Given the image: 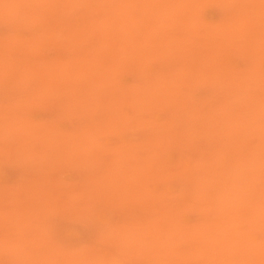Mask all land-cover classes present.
<instances>
[{"label": "rangeland", "instance_id": "rangeland-1", "mask_svg": "<svg viewBox=\"0 0 264 264\" xmlns=\"http://www.w3.org/2000/svg\"><path fill=\"white\" fill-rule=\"evenodd\" d=\"M0 264H264V0H0Z\"/></svg>", "mask_w": 264, "mask_h": 264}, {"label": "bare ground", "instance_id": "bare-ground-1", "mask_svg": "<svg viewBox=\"0 0 264 264\" xmlns=\"http://www.w3.org/2000/svg\"><path fill=\"white\" fill-rule=\"evenodd\" d=\"M233 4H234V3H233ZM169 12H170V10H169ZM169 12H168V15H167V16H170V15H169V14H170ZM122 14H123V13H122ZM119 15H120V16H123L124 14H123V15L119 14ZM165 15H166V13H165ZM119 19H120V18H119ZM118 23H120V22L118 21ZM117 26H118V25H117ZM234 31H235V30H234ZM226 33H227V32H226ZM230 33H231V32H230ZM261 33H262V31H261ZM262 34H263V33H262ZM262 36H263V35H262ZM183 46H184V45H183ZM183 46L181 45V50H182V49H185V48H188L187 46H186V47H185V46L183 47ZM173 47L175 48V46H173ZM176 47H178V46L176 45ZM182 47H183V48H182ZM179 48H180V47H179ZM179 48H178V49H179ZM161 51H162V50H161ZM182 51H183V50H182ZM180 53H181V51H180ZM147 54H148V53H147ZM158 55H159V54H158ZM162 55H163V54L160 53L159 57L162 56ZM164 55H165V54H164ZM164 57H165V56H164ZM164 57H163V58H164ZM164 59H167V57H165ZM185 59H187V58H185ZM187 60H188V59H187ZM187 60H186V62H187ZM87 69H88V68H87ZM80 70H82V68H80ZM85 71H86V68H85V70H83V72H85ZM81 72H82V71H81ZM83 72H82V73H83ZM242 153H243V152H242ZM245 154H246V153H245ZM241 196H242V195H241ZM241 196H240V197H241Z\"/></svg>", "mask_w": 264, "mask_h": 264}]
</instances>
